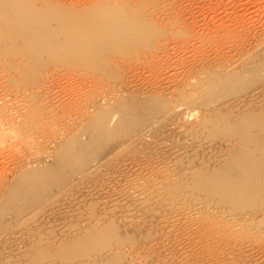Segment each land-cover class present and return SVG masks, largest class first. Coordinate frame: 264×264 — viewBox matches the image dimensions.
<instances>
[{
    "label": "rangeland",
    "instance_id": "374dc122",
    "mask_svg": "<svg viewBox=\"0 0 264 264\" xmlns=\"http://www.w3.org/2000/svg\"><path fill=\"white\" fill-rule=\"evenodd\" d=\"M263 104L264 0H0V264H264Z\"/></svg>",
    "mask_w": 264,
    "mask_h": 264
},
{
    "label": "bare ground",
    "instance_id": "6f19581e",
    "mask_svg": "<svg viewBox=\"0 0 264 264\" xmlns=\"http://www.w3.org/2000/svg\"><path fill=\"white\" fill-rule=\"evenodd\" d=\"M107 8L108 7H101L100 8L101 10L99 9L100 12H96L95 15H94V13L92 14L96 19H100V20L103 19V20L96 22L92 27H88L89 22H90L89 20H86L82 25L79 26L81 28L80 30L85 32V35L82 38H79L81 41L80 43L83 42L85 44V46L89 47L90 49L92 48L93 50L94 49L96 50L105 42H108L107 44L109 46H111V44H112L111 47H113V45H115V44L120 45L121 43H123L124 40L131 39V38H139V37L141 38V36L146 35L143 31V28H142L143 24L141 22L136 21V20H125L123 17H118V18H113V17L111 18L110 17L113 14L117 15L120 11H123L121 8H119V7L118 8L116 7L115 9H107ZM96 11H97V9H96ZM141 40H143V39H141ZM263 106H264V104H263ZM109 114H107L106 111H101V113L99 115L97 114V116L94 119H92V125L91 126H93L94 129H98L100 126H102L105 130H108L109 127H108L107 121L110 117ZM225 123L227 124V126L230 125V123H228V122H225ZM104 129L101 130V132L104 131ZM93 132H94V130H93ZM94 133H96V132H94ZM106 135H108V134H106ZM95 136H96V140H97V135H95ZM93 139L95 140L94 137H93ZM101 139H102V137H101ZM83 146L84 145H82V147ZM84 148L86 149L85 146H84ZM84 148H83V151H84ZM79 149L78 150L76 149V152L77 151L80 152L81 150H79ZM255 149H256L257 153H259V155L257 158L252 160L251 164L245 163L243 161V159L237 158L233 161L235 163V166H233V167L226 166V168L223 169L222 171L216 172V173H220V174H215L212 172V174L208 178L215 179V183L217 185L219 182L216 180L227 181V182H231V183L241 182L243 179H246V178H251L254 180H264V139H258ZM245 153L246 152L243 151V148H241L239 151V154L236 156H242V155H245ZM59 155L61 156V154H59ZM73 155H75V154H73ZM73 155H72V157H73ZM75 157H74V159H75ZM78 158H80V154H79V157H76V160ZM71 162H73V161H71ZM79 163H82V162H79ZM73 164L74 163H72V165ZM54 172H55V170H54ZM49 174H51V173H49ZM43 175H46V174H43ZM49 176H51V175H49ZM217 177L220 179H218ZM47 180H49V177ZM53 182L54 181H52V183ZM45 183L47 185V181H45ZM45 183H44V185H45ZM48 183H50V182H48ZM40 184H41V182H40ZM29 185H31V184H29ZM242 189L244 191H247L246 190L247 188L246 189L242 188Z\"/></svg>",
    "mask_w": 264,
    "mask_h": 264
}]
</instances>
